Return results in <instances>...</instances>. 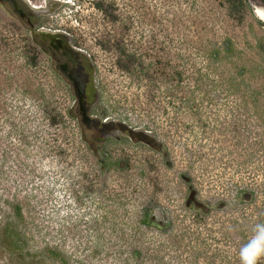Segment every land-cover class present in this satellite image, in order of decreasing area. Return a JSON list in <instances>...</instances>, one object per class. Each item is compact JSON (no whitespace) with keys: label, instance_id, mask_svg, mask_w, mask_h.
Here are the masks:
<instances>
[{"label":"rangeland","instance_id":"374dc122","mask_svg":"<svg viewBox=\"0 0 264 264\" xmlns=\"http://www.w3.org/2000/svg\"><path fill=\"white\" fill-rule=\"evenodd\" d=\"M29 1L46 12L21 18L0 0V264H240L264 222V21L251 3L233 16L229 0ZM43 30L83 50L88 113L151 141L120 131L87 146L101 119L82 125Z\"/></svg>","mask_w":264,"mask_h":264},{"label":"flooded vegetation","instance_id":"af4514ba","mask_svg":"<svg viewBox=\"0 0 264 264\" xmlns=\"http://www.w3.org/2000/svg\"><path fill=\"white\" fill-rule=\"evenodd\" d=\"M241 2L246 4L250 3V0H241ZM41 41L45 51H47L54 60L59 77L63 78L67 84L70 82L73 85V81L70 79L72 76H76L81 82L86 83L84 100L88 113V108L90 107L91 102L87 97L89 77L86 71L87 65L84 60L85 56L83 50L76 46V41L74 39L66 36H57L52 34L46 36L45 40L41 37ZM92 111L91 113H88V117L101 119L98 126H95L92 129H87V132H92V135L87 136L88 143L92 147L95 143L99 144L98 142H107L114 138L118 141L121 140V132L128 133L132 138H135L138 135V137L148 142L153 139L152 136L148 135L150 134L149 132L144 133L142 131H133L127 126L121 125L122 123H117L115 120H111L110 118H102V116L100 117V115L94 114ZM106 158H108L107 154L104 155L103 160Z\"/></svg>","mask_w":264,"mask_h":264},{"label":"trees","instance_id":"16d2710c","mask_svg":"<svg viewBox=\"0 0 264 264\" xmlns=\"http://www.w3.org/2000/svg\"><path fill=\"white\" fill-rule=\"evenodd\" d=\"M229 2H230V12H231V15L234 16L235 14H240V10L244 7V4L241 2V0H229ZM112 4H113L112 3V0H100L95 5V7L98 8L99 10H101V11L108 12V10H106L104 8L106 6H110L111 7ZM113 18H114L113 20H115L116 17H113ZM35 40H36V37L34 36L33 37V41H35ZM259 47H260V49L262 51H264V43L261 42ZM29 48H31L32 50H34V47L33 46H29ZM31 49H29L28 52H31L32 51ZM123 54H125V55H122V58H120L118 60V65L123 70L129 71V70H131V68L133 66L132 64L134 63V55H128V54L126 55V53H123ZM217 56H218V54L216 52H214L212 54L213 59L217 58ZM28 62H29V64L31 66H36L37 63H38V57H37V55L32 52L31 57H30V55L28 56ZM180 74H182V73H180ZM68 114H69V116L74 117V113H73V109L72 108L68 111ZM60 117H61V115H59V114H51L49 116L50 121H51L52 124L59 123ZM81 136H82V139H84V142L87 144V146L92 150L93 147L88 144V140L85 137L84 133H82ZM107 159L108 158L104 159L103 164L101 166L102 168H108V167L111 166L108 162H106ZM22 217H23V214H22V210H21L20 206L19 205H15V207H14V220L15 221L16 220H19ZM143 222L148 223V215L147 214H145V218L143 219ZM5 233H6V237L5 238L7 240V244L9 246V248H11L13 250H15L16 248H20V244H21L20 243V237H19L16 229L12 225L9 224L7 226ZM52 254L54 256H57L56 253H53L52 252Z\"/></svg>","mask_w":264,"mask_h":264},{"label":"water","instance_id":"95a60500","mask_svg":"<svg viewBox=\"0 0 264 264\" xmlns=\"http://www.w3.org/2000/svg\"><path fill=\"white\" fill-rule=\"evenodd\" d=\"M3 1H6L7 3H9L13 11L16 14H18L21 18H26L28 15L39 16L40 13L46 12L45 9H40L37 6L32 5L29 0H3ZM250 3H251L254 13L258 17H264V0H250ZM50 33H56L57 36L59 35L66 36L63 32H60V31L43 30L40 32L43 40H45L46 34H50ZM70 79L73 81V86L76 92V97L78 99L77 112L79 113L81 117V123L85 127L89 128L93 123H95V120L88 117L87 109L85 107V100H84V84L76 76H72L70 77Z\"/></svg>","mask_w":264,"mask_h":264},{"label":"clouds","instance_id":"9594fccd","mask_svg":"<svg viewBox=\"0 0 264 264\" xmlns=\"http://www.w3.org/2000/svg\"><path fill=\"white\" fill-rule=\"evenodd\" d=\"M264 20V17H257ZM240 264H261L264 261V222L253 226L252 234L239 249Z\"/></svg>","mask_w":264,"mask_h":264},{"label":"bare ground","instance_id":"6f19581e","mask_svg":"<svg viewBox=\"0 0 264 264\" xmlns=\"http://www.w3.org/2000/svg\"><path fill=\"white\" fill-rule=\"evenodd\" d=\"M44 34V33H43ZM52 34H55V35H57L56 33H50V34H46V36H49V35H52ZM45 36V37H46ZM77 75V74H76Z\"/></svg>","mask_w":264,"mask_h":264}]
</instances>
